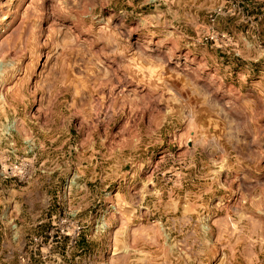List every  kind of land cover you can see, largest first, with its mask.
<instances>
[{"label": "rangeland", "instance_id": "obj_1", "mask_svg": "<svg viewBox=\"0 0 264 264\" xmlns=\"http://www.w3.org/2000/svg\"><path fill=\"white\" fill-rule=\"evenodd\" d=\"M0 264H264V0H0Z\"/></svg>", "mask_w": 264, "mask_h": 264}]
</instances>
